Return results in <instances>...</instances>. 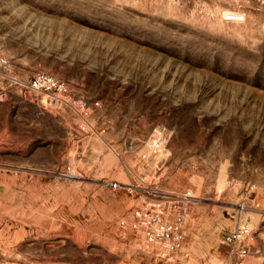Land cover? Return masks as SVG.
Segmentation results:
<instances>
[{
  "label": "rangeland",
  "instance_id": "obj_1",
  "mask_svg": "<svg viewBox=\"0 0 264 264\" xmlns=\"http://www.w3.org/2000/svg\"><path fill=\"white\" fill-rule=\"evenodd\" d=\"M158 189L198 197L168 262L117 226ZM239 219L264 222V0H0V264H239Z\"/></svg>",
  "mask_w": 264,
  "mask_h": 264
},
{
  "label": "built area",
  "instance_id": "obj_2",
  "mask_svg": "<svg viewBox=\"0 0 264 264\" xmlns=\"http://www.w3.org/2000/svg\"><path fill=\"white\" fill-rule=\"evenodd\" d=\"M228 14L232 19L243 17L237 12ZM32 86L61 98L67 90L65 83L47 73L38 75ZM94 104H99V101ZM111 184L118 187L117 182ZM197 201L192 189L153 191L141 205L118 219V233L123 239H131L141 253L154 261L176 260L186 243L189 218ZM248 207L245 204L242 209ZM254 239L251 226L239 223L224 235L222 242L228 246L230 256L245 257L252 252Z\"/></svg>",
  "mask_w": 264,
  "mask_h": 264
},
{
  "label": "crops",
  "instance_id": "obj_3",
  "mask_svg": "<svg viewBox=\"0 0 264 264\" xmlns=\"http://www.w3.org/2000/svg\"><path fill=\"white\" fill-rule=\"evenodd\" d=\"M239 222H241L240 219L238 220V223ZM140 263L141 262H139V264ZM239 264H264V222L262 224V229L256 234L252 252L245 256Z\"/></svg>",
  "mask_w": 264,
  "mask_h": 264
},
{
  "label": "trees",
  "instance_id": "obj_4",
  "mask_svg": "<svg viewBox=\"0 0 264 264\" xmlns=\"http://www.w3.org/2000/svg\"><path fill=\"white\" fill-rule=\"evenodd\" d=\"M220 248H221L222 251H227L228 250V246L226 244H224V243L220 245Z\"/></svg>",
  "mask_w": 264,
  "mask_h": 264
}]
</instances>
